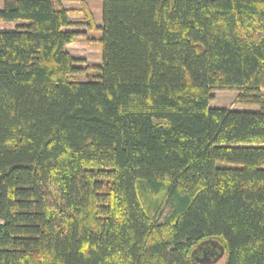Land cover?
Returning <instances> with one entry per match:
<instances>
[{
	"label": "trees",
	"instance_id": "16d2710c",
	"mask_svg": "<svg viewBox=\"0 0 264 264\" xmlns=\"http://www.w3.org/2000/svg\"><path fill=\"white\" fill-rule=\"evenodd\" d=\"M83 13L101 63L78 81L61 0L0 6V264H197L208 241L264 264V0Z\"/></svg>",
	"mask_w": 264,
	"mask_h": 264
},
{
	"label": "rangeland",
	"instance_id": "374dc122",
	"mask_svg": "<svg viewBox=\"0 0 264 264\" xmlns=\"http://www.w3.org/2000/svg\"><path fill=\"white\" fill-rule=\"evenodd\" d=\"M3 0H0V6ZM62 5L68 10L70 26L69 30L79 31L81 34L76 37L74 44L67 47L68 52L78 59H81L80 65L85 69L81 75H77L75 79L78 81H86L99 75L98 67L101 63V44L100 31L89 30L86 27L87 21L83 13V4H86L93 15L95 25L100 27L102 0H61ZM2 26V25H1ZM240 93L233 90L213 89L211 92V100L209 106L211 108H227L230 110H258L257 106L243 104L244 99L239 97ZM2 222L0 218V223ZM195 257L203 260L201 253L195 254ZM212 260V257L210 258ZM224 253L215 261L201 262L197 264H224Z\"/></svg>",
	"mask_w": 264,
	"mask_h": 264
},
{
	"label": "flooded vegetation",
	"instance_id": "af4514ba",
	"mask_svg": "<svg viewBox=\"0 0 264 264\" xmlns=\"http://www.w3.org/2000/svg\"><path fill=\"white\" fill-rule=\"evenodd\" d=\"M195 251L196 252L193 253V261L195 263H198L197 261L199 260L198 257H195V254L201 253V255L205 257L214 258L219 253L217 246H215L214 244L208 243V242L206 244L204 242V243L197 245L195 248Z\"/></svg>",
	"mask_w": 264,
	"mask_h": 264
},
{
	"label": "water",
	"instance_id": "95a60500",
	"mask_svg": "<svg viewBox=\"0 0 264 264\" xmlns=\"http://www.w3.org/2000/svg\"><path fill=\"white\" fill-rule=\"evenodd\" d=\"M207 242H205V244H206ZM208 243H211V244H214L215 246H217V248H218V251H219V253L213 258L212 257V260H210V258H208V257H205V256H203L204 258H203V260H201V259H199L197 262L198 263H201V262H210V261H215L218 257H220L222 254H223V247L221 246V245H219L217 242H215V241H208ZM194 252H196L195 251V249L191 252V256H193V253Z\"/></svg>",
	"mask_w": 264,
	"mask_h": 264
}]
</instances>
